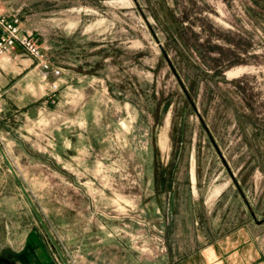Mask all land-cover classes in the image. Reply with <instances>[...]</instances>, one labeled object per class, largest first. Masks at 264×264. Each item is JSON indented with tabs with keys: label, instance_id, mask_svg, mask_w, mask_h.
I'll return each mask as SVG.
<instances>
[{
	"label": "rangeland",
	"instance_id": "obj_1",
	"mask_svg": "<svg viewBox=\"0 0 264 264\" xmlns=\"http://www.w3.org/2000/svg\"><path fill=\"white\" fill-rule=\"evenodd\" d=\"M0 10L61 70L1 71L0 264H264V0Z\"/></svg>",
	"mask_w": 264,
	"mask_h": 264
},
{
	"label": "built area",
	"instance_id": "obj_2",
	"mask_svg": "<svg viewBox=\"0 0 264 264\" xmlns=\"http://www.w3.org/2000/svg\"><path fill=\"white\" fill-rule=\"evenodd\" d=\"M17 48H21L37 64L44 79H47L50 72L56 76L61 74L60 68L53 67L51 62L44 57L42 49L32 36L22 32L20 18L18 16L9 17L0 10V58Z\"/></svg>",
	"mask_w": 264,
	"mask_h": 264
},
{
	"label": "crops",
	"instance_id": "obj_3",
	"mask_svg": "<svg viewBox=\"0 0 264 264\" xmlns=\"http://www.w3.org/2000/svg\"><path fill=\"white\" fill-rule=\"evenodd\" d=\"M34 64L35 63L32 61V59H30L21 48H17L10 54L0 58V77L2 75L1 71H14L21 75L22 72L30 68V66L32 65L33 68H31L30 71H27V74L37 75L40 70L39 67L35 66ZM17 65H22L23 67ZM7 66H10V69ZM50 84L51 72L49 73L47 81L45 82L46 87H50ZM2 133L7 134L8 132ZM4 137L6 138V136ZM7 153V151L3 150L0 147V154L3 155V157ZM173 264H232V260L227 258L222 250L213 245L210 249L204 250L202 252H197L194 255L188 256L187 258H184L181 261Z\"/></svg>",
	"mask_w": 264,
	"mask_h": 264
}]
</instances>
